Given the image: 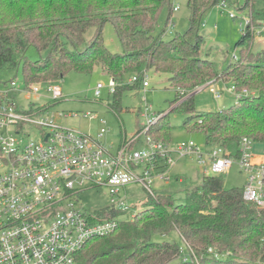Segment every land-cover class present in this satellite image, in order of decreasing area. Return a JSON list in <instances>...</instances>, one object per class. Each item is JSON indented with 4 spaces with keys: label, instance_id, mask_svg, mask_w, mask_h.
<instances>
[{
    "label": "trees",
    "instance_id": "obj_1",
    "mask_svg": "<svg viewBox=\"0 0 264 264\" xmlns=\"http://www.w3.org/2000/svg\"><path fill=\"white\" fill-rule=\"evenodd\" d=\"M251 1L246 0L245 6ZM217 2L187 0L189 28L165 40L166 27L154 33L165 9L169 10L165 25L169 23L172 0H0V75L21 68L22 83L28 86L100 66L103 74L118 82L108 104L116 114L122 93L139 87L121 83L133 73L150 69L167 73L176 92L173 104L180 98L178 89L188 91L221 75L230 76L237 90L247 88L252 94L237 98L227 108L197 114L190 96L171 111L190 113L184 128L202 132L208 145L238 155L242 137L264 143V49L248 54L242 49L239 60L221 69L223 73L217 63L201 57L199 16ZM259 14L264 16L254 9L252 18ZM107 22L121 43L119 53L104 44L102 28ZM253 38L247 27L237 45L248 48ZM30 48L37 51L38 60L26 57ZM164 117L147 134L170 143L172 127L159 123ZM222 175L204 176L200 187L187 190L180 202L169 194L147 193L132 220H122L108 236L90 239L73 264H264V214L244 199L243 189H226ZM104 209L103 218L124 214ZM172 232L180 236L184 248L158 238Z\"/></svg>",
    "mask_w": 264,
    "mask_h": 264
},
{
    "label": "built area",
    "instance_id": "obj_2",
    "mask_svg": "<svg viewBox=\"0 0 264 264\" xmlns=\"http://www.w3.org/2000/svg\"><path fill=\"white\" fill-rule=\"evenodd\" d=\"M222 6H226L225 1ZM177 9L174 6L173 10ZM229 16L234 17L232 13ZM251 19L250 13L244 19L245 28L259 35L264 25L255 28ZM232 59L237 61L236 54ZM149 80V71H143L131 74L121 83H138L146 92ZM51 82L25 86L11 79L0 85V264H73L90 239L110 235L125 213L134 217L136 208L126 202L128 184L139 183L154 195L151 185L154 179H167L175 164L173 154L195 157L201 180L204 176L224 174L237 165L245 175L244 199L264 214V160H254V142L250 138H241L238 155L207 143L155 141L147 131L160 115L153 119L147 112L150 107H146L145 112L140 111L145 125L129 138L123 134L111 150L112 145L102 141L105 127L95 138L58 124L60 118L68 115L52 112L47 102L35 103L43 83L48 84L51 101L61 97V88ZM215 83L211 80L190 91L178 89L180 98L175 105L207 87L215 98H220ZM117 85L113 77L107 83L99 81L94 95L100 97L103 89L112 95ZM229 89L237 98L246 95L245 90L238 92L232 83ZM21 97L28 101L25 108L20 106ZM144 100L143 97L141 101ZM84 116L97 118L90 112ZM100 187L107 188L110 196L109 205L101 209L124 214L108 219L102 217L101 209L81 208L79 194Z\"/></svg>",
    "mask_w": 264,
    "mask_h": 264
},
{
    "label": "rangeland",
    "instance_id": "obj_3",
    "mask_svg": "<svg viewBox=\"0 0 264 264\" xmlns=\"http://www.w3.org/2000/svg\"><path fill=\"white\" fill-rule=\"evenodd\" d=\"M222 1L226 2L225 7L222 6ZM245 1L218 0L217 4L208 8L199 16L200 24H202L200 25V31L203 34V41L198 49V54L217 63L220 73H223L221 69H225L230 63L235 62L232 59L233 54H236L237 60H239L242 49L246 50L247 54L250 50L253 52L260 51L256 40L264 42V30H262L258 37L254 35L255 38H253L248 48H245L244 45H237L246 27L244 19H248L254 9L264 13V0H252L248 6H245ZM172 5L177 6L178 9L176 11L172 10L171 18L167 25H165V19L169 10L165 9L160 15L159 24L154 33V35L160 34L163 28L166 27L165 40L172 39L177 32L184 33L190 26V8L187 5V0H172ZM230 13L234 17H230ZM251 21L252 25L257 28L264 25V16L263 14L255 15ZM89 34L90 32L88 31L87 35ZM102 35L104 44L111 52L119 53L122 51L121 43L111 23L107 22L104 24ZM189 40L193 42L194 39L191 37ZM165 47H168V44ZM26 57L30 61H36L39 59V54L35 49L30 48L26 52ZM15 73L1 74L0 85L16 75V79L23 82L24 75L21 68ZM168 76L167 73L150 69V84L146 92H143L139 87L125 90L121 96V110L117 114L108 108V104L113 100V95H109L106 89L102 90L100 97L94 95L95 85L99 81L107 83L109 80V76L102 73L100 66H94L93 70L88 73L70 71L60 80L51 82L52 85L61 88L62 95L57 101L50 100L51 93L47 91L48 84L43 83L39 90L40 96L35 103L42 104L47 102L51 105L52 112L68 115L60 118L58 124L89 134L95 138L100 128L105 127L107 132L102 137V141L108 146L112 145L111 150L116 148L123 134L129 138L145 125V119L140 115V111L145 112L146 107H150L147 112L153 119L162 113H168L159 123H169L172 127L170 130L171 143L193 141L198 145H204L206 139L202 132L191 131L183 127V123L190 113L179 110L171 111L175 106L172 101L176 96V92L175 88L170 85ZM229 77L221 75L218 78L209 80L217 82L214 86L220 91V98H215L214 93L208 87L192 94L195 114L227 108L235 102L237 95L229 89V85L233 84V78ZM36 82L43 81L39 80ZM244 90L246 95H251L253 92L247 88L237 91L242 92ZM143 97L145 100L141 101ZM20 106L23 108L28 106V101L24 97L20 98ZM87 112L96 114L97 118L90 119L84 116ZM73 114H76V116H73ZM32 130L36 131L37 129ZM256 147L255 149L262 147L261 150H264V144L261 147ZM172 158L175 164L169 170L167 179H154L151 186L154 193L169 194L176 198L177 202H180L183 201L187 190L200 187L202 177L195 157H178L173 154ZM222 177L226 189L244 188L245 175L237 165H233ZM125 191L127 204L136 209H142V202L147 197L146 189L139 183H132L126 186ZM79 197V205L86 211L101 209L107 207L110 203L108 189L105 187L85 190L79 194ZM122 219L130 221L133 218L131 213H125L122 215ZM158 238L161 241H175L184 248L183 242L176 232Z\"/></svg>",
    "mask_w": 264,
    "mask_h": 264
},
{
    "label": "crops",
    "instance_id": "obj_4",
    "mask_svg": "<svg viewBox=\"0 0 264 264\" xmlns=\"http://www.w3.org/2000/svg\"><path fill=\"white\" fill-rule=\"evenodd\" d=\"M256 37H258V35H256ZM254 38H255V36H254ZM256 44H257V47L259 49H264V42L263 41H260V40L257 39L256 40ZM218 110H220V109H218ZM263 144L264 143H253L252 152H253V155H254V160L256 162L264 160V150H261V148H262L261 145H263ZM255 145L258 146V147H261V148L255 149V148H257Z\"/></svg>",
    "mask_w": 264,
    "mask_h": 264
},
{
    "label": "water",
    "instance_id": "obj_5",
    "mask_svg": "<svg viewBox=\"0 0 264 264\" xmlns=\"http://www.w3.org/2000/svg\"><path fill=\"white\" fill-rule=\"evenodd\" d=\"M165 114H167V112H166V113H162V114L158 117V120L161 119L162 117H164Z\"/></svg>",
    "mask_w": 264,
    "mask_h": 264
}]
</instances>
